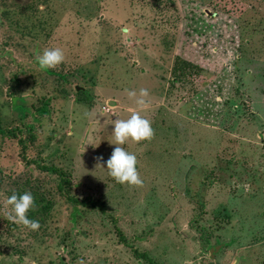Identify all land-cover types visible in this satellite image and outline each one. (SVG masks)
Listing matches in <instances>:
<instances>
[{
    "label": "rangeland",
    "instance_id": "374dc122",
    "mask_svg": "<svg viewBox=\"0 0 264 264\" xmlns=\"http://www.w3.org/2000/svg\"><path fill=\"white\" fill-rule=\"evenodd\" d=\"M131 111L142 187L106 169ZM0 118V264H264V0H0Z\"/></svg>",
    "mask_w": 264,
    "mask_h": 264
},
{
    "label": "clouds",
    "instance_id": "9594fccd",
    "mask_svg": "<svg viewBox=\"0 0 264 264\" xmlns=\"http://www.w3.org/2000/svg\"><path fill=\"white\" fill-rule=\"evenodd\" d=\"M127 31V30H125ZM36 60L41 70L56 69L64 60L65 55L62 49L46 48L42 54L36 56ZM149 95L148 90L141 88L139 90V98L136 91H128L129 98H134L135 103L140 109L146 106L144 97ZM114 124L113 141L111 144L116 145L110 158L106 161V169L108 174L119 184L133 187H142L143 180L137 170V156L127 151L123 145L129 141L133 143H141L150 141L155 136V131L151 126V122L141 116L139 111H131L128 119H116L112 121ZM97 167L104 168L103 157L97 158ZM5 206H10L11 211L7 214L6 219L17 225H22L32 231H38L40 223L38 220L30 219L28 213L35 206V199L31 192L22 194H12L5 201ZM80 264H83L81 261ZM236 264V262H234Z\"/></svg>",
    "mask_w": 264,
    "mask_h": 264
},
{
    "label": "trees",
    "instance_id": "16d2710c",
    "mask_svg": "<svg viewBox=\"0 0 264 264\" xmlns=\"http://www.w3.org/2000/svg\"><path fill=\"white\" fill-rule=\"evenodd\" d=\"M3 124H2V121H1V118H0V134L1 135H5V136H11V137H13V138H19L20 137V135H21V133H23L24 131L22 130V129H13V130H5V128H3V126H2ZM33 130V128L31 127V126H29V129H28V131L30 132V131H32ZM20 143L23 145V153H25V150H26V148H27V146H26V143H24V141H23V139L21 138L20 139ZM26 158V157H25ZM42 168L45 170V171H53V172H57V173H60V174H62V171L61 170H58V169H56V168H53V167H51V168H49V167H45V166H42ZM66 176H64V179H63V183L64 184H61L60 185V191H64L65 190V187L66 186H69V184H70V180H68V178H65ZM91 204L92 206H94V207H98L100 210H102V211H105V205H104V203H102V202H96V201H94V200H91V199H89V198H86L85 200H81V204H84V205H86V204ZM76 210H77V208H76ZM149 262H150V264H155V263H153L151 260H150V258H148V256H144Z\"/></svg>",
    "mask_w": 264,
    "mask_h": 264
}]
</instances>
